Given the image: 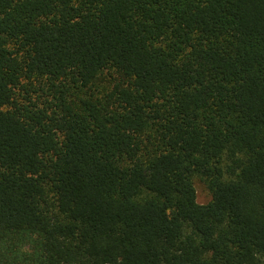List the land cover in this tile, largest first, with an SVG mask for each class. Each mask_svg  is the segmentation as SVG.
I'll use <instances>...</instances> for the list:
<instances>
[{"label":"trees","instance_id":"trees-1","mask_svg":"<svg viewBox=\"0 0 264 264\" xmlns=\"http://www.w3.org/2000/svg\"><path fill=\"white\" fill-rule=\"evenodd\" d=\"M0 264H264V0H0Z\"/></svg>","mask_w":264,"mask_h":264},{"label":"rangeland","instance_id":"rangeland-1","mask_svg":"<svg viewBox=\"0 0 264 264\" xmlns=\"http://www.w3.org/2000/svg\"><path fill=\"white\" fill-rule=\"evenodd\" d=\"M195 187L197 192V201L200 204H207L212 200V194L206 188L205 184L198 178L195 179Z\"/></svg>","mask_w":264,"mask_h":264}]
</instances>
